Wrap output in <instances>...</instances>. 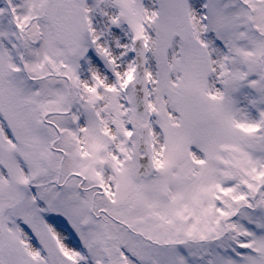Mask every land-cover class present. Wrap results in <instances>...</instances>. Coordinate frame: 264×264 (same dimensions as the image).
Segmentation results:
<instances>
[{
    "label": "snow or ice",
    "instance_id": "snow-or-ice-1",
    "mask_svg": "<svg viewBox=\"0 0 264 264\" xmlns=\"http://www.w3.org/2000/svg\"><path fill=\"white\" fill-rule=\"evenodd\" d=\"M0 264H264V0H0Z\"/></svg>",
    "mask_w": 264,
    "mask_h": 264
}]
</instances>
